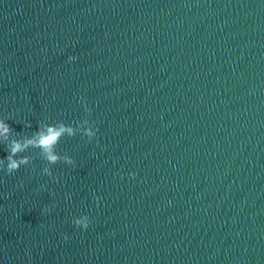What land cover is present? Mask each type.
<instances>
[{"label": "water", "instance_id": "obj_1", "mask_svg": "<svg viewBox=\"0 0 264 264\" xmlns=\"http://www.w3.org/2000/svg\"><path fill=\"white\" fill-rule=\"evenodd\" d=\"M3 117L77 131L0 171V264H264V0H0Z\"/></svg>", "mask_w": 264, "mask_h": 264}, {"label": "clouds", "instance_id": "obj_2", "mask_svg": "<svg viewBox=\"0 0 264 264\" xmlns=\"http://www.w3.org/2000/svg\"><path fill=\"white\" fill-rule=\"evenodd\" d=\"M75 56H69L68 60H75ZM81 103L84 106L85 112L88 116H91V108L84 104V98H81ZM9 118H0V145H2L7 153L3 158H0V171L5 172L7 175H12L17 172L22 166H28L32 164L33 157L31 155H25L29 150L38 151L39 158L45 161V166L42 168V173L48 177H53L51 166L59 162H64L68 165H75L74 158L69 157L67 154H61L57 151V146L61 139L65 136L73 137L76 135L77 126L72 124H65L62 121L55 123H39L37 129L31 133V135H14L16 132L13 127L7 122ZM83 125H89L87 128H83V136L87 137L91 142L96 137L98 129L94 130V121L84 119L81 122ZM25 127L31 128V123H26ZM99 146V142L97 141ZM35 170V169H33ZM130 178L134 179L136 173H130ZM44 185H41L43 188ZM101 197L96 196L97 203ZM54 206V205H53ZM44 211H48L47 208ZM72 223L78 228L86 230L92 223L91 218L88 215H82L73 219ZM64 240H68L67 235L63 236Z\"/></svg>", "mask_w": 264, "mask_h": 264}]
</instances>
